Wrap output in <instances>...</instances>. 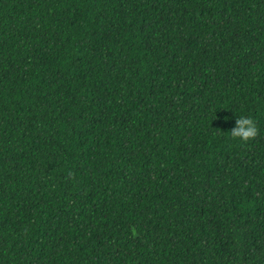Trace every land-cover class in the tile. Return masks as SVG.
<instances>
[{
	"label": "trees",
	"instance_id": "16d2710c",
	"mask_svg": "<svg viewBox=\"0 0 264 264\" xmlns=\"http://www.w3.org/2000/svg\"><path fill=\"white\" fill-rule=\"evenodd\" d=\"M0 264H264V0H0Z\"/></svg>",
	"mask_w": 264,
	"mask_h": 264
},
{
	"label": "clouds",
	"instance_id": "9594fccd",
	"mask_svg": "<svg viewBox=\"0 0 264 264\" xmlns=\"http://www.w3.org/2000/svg\"><path fill=\"white\" fill-rule=\"evenodd\" d=\"M216 112L213 115L215 118ZM258 129L254 117L250 115H236L235 124L228 131V135L232 138H238L241 141H247L257 135Z\"/></svg>",
	"mask_w": 264,
	"mask_h": 264
}]
</instances>
